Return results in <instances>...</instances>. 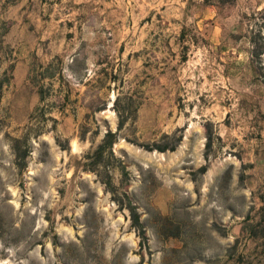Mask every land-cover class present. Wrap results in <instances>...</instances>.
<instances>
[{
    "label": "rangeland",
    "instance_id": "obj_1",
    "mask_svg": "<svg viewBox=\"0 0 264 264\" xmlns=\"http://www.w3.org/2000/svg\"><path fill=\"white\" fill-rule=\"evenodd\" d=\"M209 1L0 0V264H264V0Z\"/></svg>",
    "mask_w": 264,
    "mask_h": 264
},
{
    "label": "trees",
    "instance_id": "obj_2",
    "mask_svg": "<svg viewBox=\"0 0 264 264\" xmlns=\"http://www.w3.org/2000/svg\"><path fill=\"white\" fill-rule=\"evenodd\" d=\"M233 0H224L225 3H228V2H232ZM210 1L209 0H205V4L206 5H209ZM262 19L264 20V10L260 13ZM250 40L252 41V38H250ZM264 49V48H263ZM261 50L258 48H254L252 49L251 51V56H254L256 58H260V56L263 54L264 50ZM41 69L43 71L42 75H47L48 77H51L52 76V73H49L50 70H51V65H47V66H44L42 67L41 66ZM39 93H40V96H41V100L43 99L42 98V94H41V91L39 90ZM115 111H116V114L119 118V128L122 127V125L124 124L126 118L122 115L123 113L117 108H115ZM206 133H207V144H206V148H210L211 146V132L210 130L207 128L206 129ZM181 139H179L180 141ZM116 142V135L114 133H111V132H107L104 134L103 136V139L101 141V144L98 146V148L96 149L93 157H92V160H93V164H95L96 162H98L104 152L108 151V155L111 156L112 155V152H111V148H112V145ZM145 148H149V147H145ZM156 149L159 151V152H165L166 150H169V151H174L175 150V147H171V148H166V147H156ZM91 170V169H90ZM203 171H205V169H203ZM105 185V187L109 190H111L112 188V184H111V181L110 180H103L102 181ZM127 210L129 211L130 213V219H131V223H132V226L135 227V229L139 230V234L140 236H143V229L141 227V224H140V221H139V215L137 214L135 208L133 206H131L130 204L127 206Z\"/></svg>",
    "mask_w": 264,
    "mask_h": 264
}]
</instances>
